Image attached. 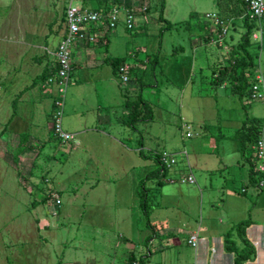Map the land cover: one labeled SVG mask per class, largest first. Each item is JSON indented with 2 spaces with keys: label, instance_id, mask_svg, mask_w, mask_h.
<instances>
[{
  "label": "rangeland",
  "instance_id": "rangeland-1",
  "mask_svg": "<svg viewBox=\"0 0 264 264\" xmlns=\"http://www.w3.org/2000/svg\"><path fill=\"white\" fill-rule=\"evenodd\" d=\"M139 1L141 9L131 8L132 28L125 30V11L118 10L115 28L96 48L105 61L94 66L97 60L85 62L70 46V62L73 58L76 65L64 93L61 126L73 138L59 142L40 134L31 183L0 158V264H194L201 245L198 241L193 249L187 243L190 232L205 240L202 264L210 263L211 247L218 261L223 256L220 264H230L223 232L246 219L257 232L264 231V190L249 183L244 160L255 164L254 151L241 157L233 139L245 119L264 123V106L247 96L238 100L227 82L213 84L229 48L244 33L240 18L229 20L223 46L216 47L202 41L206 25L215 38L216 28L205 15L218 17L216 0ZM68 3L100 7L95 0H0V130L16 91L52 57L63 29L57 31L55 24L50 31L49 26L58 23ZM261 20V41L258 26L249 36L253 67L248 73L264 77ZM34 56L40 61L35 63ZM113 57L133 69L126 83L111 73ZM105 74L111 80L100 85ZM137 78L144 84L140 98L146 107L140 105L128 122L125 103L135 101L137 93L122 97L120 88L134 89ZM101 86L108 89L103 95ZM146 108L149 114L143 117ZM96 115L107 116L110 127L97 125ZM161 154L174 164L165 176L138 185ZM188 173L194 185L181 183ZM142 188L148 218L135 195ZM231 238L240 246L237 236ZM245 238L250 242L248 230ZM263 254L259 250L260 264Z\"/></svg>",
  "mask_w": 264,
  "mask_h": 264
},
{
  "label": "trees",
  "instance_id": "trees-1",
  "mask_svg": "<svg viewBox=\"0 0 264 264\" xmlns=\"http://www.w3.org/2000/svg\"><path fill=\"white\" fill-rule=\"evenodd\" d=\"M100 7L98 9H87L86 6H82L80 9L81 11H95L101 15V27L105 26V33L109 32V29H106L107 26V18L106 15L110 11L107 6H105V1L106 0H95ZM113 3L116 5H120L118 3V0H112ZM216 4L218 5L219 12L218 18L219 20L223 21L224 26L227 27V24L229 23V20L232 18L238 17L241 20V24L244 28V33L239 37L238 43H236L233 47L234 48H229L231 52L227 56V60L224 61L225 67L219 68L217 71L213 84L215 85H220L224 84L227 82L229 84L230 92L232 95H234L238 100H241L244 96H247V98L250 100V95H251V86L252 83L254 82V77L256 75L248 73V70H251L253 67V62L251 59V55L248 52L247 48L249 46V36L252 27L255 26V23L253 20H250L247 15V8L243 2V0H223V1H215ZM128 7V5H126ZM125 6V7H126ZM65 7L62 9V16L58 20V23H55V20L51 22L50 24V31L52 29V25L56 24V30L58 31L59 29H63V36L66 33V26H65V20H64V11ZM162 8V7H161ZM162 10V9H161ZM125 13H129L132 17L134 16V13L131 11L130 8H127L125 10ZM159 20H163L161 17V13L158 16ZM227 22V23H226ZM169 25V24H168ZM94 27H92L90 30L87 31L89 34L90 32H94ZM125 30H130L127 29L124 26ZM57 31H54V33L57 34ZM216 31H219V27L217 26ZM62 36V37H63ZM102 37H105V34L102 35ZM209 37V36H208ZM202 37V41L204 43H209V38ZM154 60L152 59V62ZM53 62V60H52ZM125 64L124 59H117L113 58L110 62V68L112 74L117 77V68L120 65ZM137 69V68H136ZM133 69H129V74L132 73ZM56 72L55 66H50L47 68V65H44L42 68V71L40 73L41 79L47 83V80L49 78H52ZM128 74V75H129ZM264 79V77L262 76ZM118 80V78H117ZM140 78L135 79V88L133 90H128L126 88H120V95L122 97H125V95L129 92L131 93H137V99L135 101L131 102H126L125 105L129 109V114H128V122H130V119H134L139 112V106H145L144 103H141V98H140V91L144 84L140 82ZM48 84V83H47ZM20 94L17 95L16 98H18ZM14 103V101H13ZM53 110V109H52ZM148 108L145 109V113L143 117H148V112H146ZM133 121V120H132ZM262 123H259L255 119H245L238 130L233 134V139L237 143V150L239 152V155L241 157L245 156L246 153L249 151L250 152V145L253 144L256 139L258 138L259 134V128ZM52 135V132H51ZM24 137L23 134L19 136V143H21L22 138ZM53 139H56L52 135ZM139 151V155H140ZM155 160V169L149 171L145 177L141 180H139L138 185H141L142 180L145 179H150V178H157L160 176H165L167 169L164 167L162 168V171L160 172L161 167L158 166V157L154 158ZM244 160L249 164L248 165V181L250 184H254L255 182V164L251 160V158L246 157ZM19 177V176H18ZM22 179H18L20 182ZM144 189H140L139 191L136 190L135 195L138 200V207L141 208L140 210L144 212L146 218H148V213L144 209L146 204H145V197L143 196ZM251 225L250 220H244L241 222H238L234 225H232L222 236V245H223V250L227 254L232 255V264H245L246 262H252L255 259V249L252 246V244L245 238V229ZM235 235L239 239L240 246H236L235 242L232 240L231 236ZM129 263H132L128 259ZM133 264V263H132Z\"/></svg>",
  "mask_w": 264,
  "mask_h": 264
},
{
  "label": "crops",
  "instance_id": "crops-1",
  "mask_svg": "<svg viewBox=\"0 0 264 264\" xmlns=\"http://www.w3.org/2000/svg\"><path fill=\"white\" fill-rule=\"evenodd\" d=\"M82 2L91 4V2H94V0H82ZM118 3L120 4L119 6L113 3L112 0H110V1H105L104 4L105 6L109 8V10L115 8L117 10H122L123 12L129 7L130 9L131 8L137 9V10L141 9V4H143V2L139 0H137L135 3L132 0H118ZM126 5H128V7ZM91 8H88V9L92 10ZM142 10H144V8H142ZM261 21L262 20L254 22L255 26L259 27ZM213 30L214 29H211L209 25H206V27L203 28V35L205 34L204 38L209 36L208 37L209 42L211 39L214 38ZM259 30H260V34L262 35V31L260 27H259ZM94 31H96L94 32L95 34L92 32L89 33V36L93 37L94 41L92 43L77 42L73 44L75 48L72 50V53L75 54V52L79 51L78 55L84 58L85 62L90 63V61L97 60L95 61L96 64H93L94 66H97L99 60L103 58L105 61V58L102 57L97 52L96 48L104 44L103 41L104 39H106L108 33H105V28L102 29L101 26H96L94 28ZM216 32L217 31L215 29V33ZM103 34H105V37H102ZM62 36L63 34L61 33L59 35V38L61 39ZM224 39H223L221 46H216L215 44L214 45L216 47H222L224 43ZM32 60L35 63L40 61L37 56H34ZM52 60H53L52 57H50L49 59L46 60L44 65H47V68H49L50 66L53 65ZM70 63H71V69H72L76 65L73 61V58ZM41 71L33 75L29 84L25 85L22 89L16 91L15 93L16 96L14 99H12V102H11L12 111L8 115L4 123V128L0 130V158L3 159L8 165H10V167L12 166V168L14 167L16 170L18 169L17 171L19 174L18 176H22V178L26 176L28 178V181L30 179L34 180L36 178L33 175L31 176V171L33 167V161L37 157V153L35 152V150H37V148H40L41 146L39 145L40 134L42 136V132H44L46 135H50L52 137L50 121H51V114H52V100L54 97V87L45 83V81H43V79L39 77ZM110 71H111V68H110ZM109 80H111V77L105 74V76L101 77V79H98V82L101 85L103 82L106 83ZM11 83L13 84V80H11ZM126 89L133 90L132 88H127V87ZM105 90L108 91V89L105 86H101V95H103ZM18 94L20 95L18 96V98H16ZM0 100L2 101L4 100L2 96H0ZM85 104L86 106H88L86 101H85ZM42 121L45 122L44 125H41ZM95 123L97 125L98 124L105 125L108 128L110 127V124H111L107 116H101V115H96ZM7 129H10L8 130L9 131L8 134L6 131ZM30 130L32 131V135H27L26 132H29ZM79 133L83 134L81 131H79ZM21 134H23L24 137L22 138L21 143H19V136ZM45 140H47V138H45ZM107 141H110L112 144L116 143L114 139L109 138V137ZM30 176L32 178H30ZM141 179H138V182ZM31 180L29 181L30 183H31ZM194 184H189V185H194ZM34 188L36 189V186ZM240 192L244 193L245 190L242 189ZM34 203L35 202L32 203V206L34 205ZM223 207H225L224 204H223ZM225 212H228L227 209H225ZM250 227L251 229H248ZM247 230L250 232V242L255 249L256 255H255L254 261L246 262L245 264H260L259 250L262 252L264 251V243H260L259 241L261 240L264 241V231L257 232L256 227L253 226L252 222H251V225L245 229V232H247ZM225 232L221 234V237L223 236ZM199 243L201 245L200 246L201 248H199V250L195 249L197 253L195 254L196 257H194V264H202L201 252L205 250V246H204L205 240L203 239V237H199ZM228 255L227 256L229 257V259L231 258L230 264H232V255L231 254H228ZM209 256H210L209 264H220L224 261L223 260L224 258H222L223 257L222 255L220 257V261L217 260L218 258L216 256V250L213 247L210 248Z\"/></svg>",
  "mask_w": 264,
  "mask_h": 264
},
{
  "label": "built area",
  "instance_id": "built-area-1",
  "mask_svg": "<svg viewBox=\"0 0 264 264\" xmlns=\"http://www.w3.org/2000/svg\"><path fill=\"white\" fill-rule=\"evenodd\" d=\"M246 8L247 15L250 20L254 22L260 21L264 17V0H243ZM118 10L111 9L107 15L106 29L112 30L116 26L118 19ZM205 19H209L215 28L219 27V31L215 33V38L210 40L211 43L216 46H221L223 39L226 35V29L223 21L213 15H205ZM64 20L66 26V33L60 39L52 52L53 67L55 66L56 72L52 78L47 80V83L54 87V97L52 100V114H51V132L52 135L59 142H66L73 138L72 135L66 133L61 126L62 108L64 104V93L66 86L69 82L71 63H70V46L77 42L92 43L94 38L87 33L92 27L101 26V15L95 11H81L80 8L72 6L68 3L64 11ZM133 17L129 13H124V26L127 29L132 28ZM259 30V41L261 39ZM252 39L257 40L258 36L253 34ZM129 68L126 64L120 65L117 68V78L120 83H126L128 80ZM250 99H256L264 106V79L262 76L257 75L254 77V82L251 86ZM188 130V127L185 126ZM185 137L189 138L190 134L185 133ZM250 149L254 151L255 156V182L253 187L256 191L261 192L264 190V123L260 125L259 134L256 141L250 146ZM181 155L185 156V152ZM158 166L169 169L174 161L165 154L159 155ZM172 183L171 180L168 181ZM183 184H194L193 176L188 173L181 179ZM60 204L58 199L54 200V205L57 208ZM187 243L195 249L197 242L199 241L196 232H190L187 234Z\"/></svg>",
  "mask_w": 264,
  "mask_h": 264
}]
</instances>
